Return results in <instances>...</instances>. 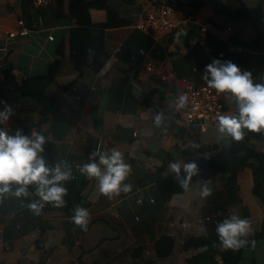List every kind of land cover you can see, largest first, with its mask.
I'll return each instance as SVG.
<instances>
[{
  "label": "crops",
  "instance_id": "obj_1",
  "mask_svg": "<svg viewBox=\"0 0 264 264\" xmlns=\"http://www.w3.org/2000/svg\"><path fill=\"white\" fill-rule=\"evenodd\" d=\"M258 1L205 0L194 14L196 22L154 39L135 26L137 17L133 14L152 10L160 2L136 0L127 5L115 0L121 24L93 27L86 39L92 53L84 73L79 75L64 59L56 79L47 87V95L57 101L64 120L49 117L41 121L42 105L36 97L0 86V99L14 110L0 126L13 133L17 129L25 134L41 132L46 137L43 155L47 162H66L72 169L71 178L59 182L67 188L63 206L44 202L37 215L28 206L40 200L34 183L27 186L28 196H0V224L11 245L10 251L0 254V264H184L183 243L195 234L216 235L217 223L231 212L252 219L259 242L246 250L245 260L264 264V208L252 194V167L237 175L241 204H229L224 195L229 171L197 180L168 201L162 199L157 187L159 180L176 174L169 167L171 162L195 161L198 165L232 140L222 136L212 122L187 125L183 121L174 96L185 80L193 76L205 82L206 65L219 58L231 59L242 70L250 71L254 82H264V51L254 48L256 38L264 41V9L261 17L254 15V21L215 11V5L226 4L231 8L244 5L251 12ZM56 6H38L34 0H0V80L4 70L18 81L47 75L54 61L65 53L67 58L72 55L69 36L79 26L72 17H57ZM183 6L186 11L193 8L187 0ZM106 17V11H92L95 23L105 22ZM20 19L29 33L10 37ZM200 24L208 27L210 44L197 49L194 40ZM140 49H145L147 56L132 58ZM147 59L159 63L168 79L147 71ZM224 101L227 114L238 112L235 99L225 94ZM4 106L0 103V109ZM160 113L162 119L157 124ZM244 131L246 135L248 130ZM99 142L100 150H121L131 165L130 175L122 182L133 185L130 192L109 198L98 192L97 178L80 172V166L98 150ZM94 158L98 160V156ZM204 183L213 189L206 198L198 194ZM17 186L13 184V189ZM78 194L89 202L86 229L68 213ZM138 198L143 202L138 203ZM163 235H173L175 247L171 255L160 260L155 242ZM214 256L221 260L219 253Z\"/></svg>",
  "mask_w": 264,
  "mask_h": 264
},
{
  "label": "clouds",
  "instance_id": "obj_2",
  "mask_svg": "<svg viewBox=\"0 0 264 264\" xmlns=\"http://www.w3.org/2000/svg\"><path fill=\"white\" fill-rule=\"evenodd\" d=\"M204 79L210 88L227 94L228 99H235L238 112L231 114H217V130L222 136L233 140H241L245 129L264 131V82H254L253 75L231 59H213L206 65ZM187 93L176 97L175 108L185 106ZM5 106L0 109V125L8 121L13 114V108L7 101L0 99ZM163 113L156 116V123L161 122ZM45 135L32 130L25 134L22 129L14 133L0 126V196L11 194L16 197L28 196L29 184H35V194L39 201H32L29 207L38 215L44 202H52L60 207L65 203L64 195L67 188L59 183L70 179L71 166L57 162L51 165L47 162L44 152ZM98 156V160L94 157ZM176 173V180L184 190L190 187L191 178L198 172L195 161H175L169 165ZM183 168V175L181 169ZM80 172L88 178H97V189L101 194L111 198L120 192H130L133 185L122 183L131 173V165L124 159L118 148L93 152L88 162L80 166ZM13 184L18 185L13 189ZM213 189L208 183L201 185L198 194L202 197L211 195ZM89 209L77 205L71 219L80 227L87 228L89 223ZM251 218L231 212L229 216L217 223L216 233L219 242L226 249L239 250L249 244L252 233ZM254 243V241H252Z\"/></svg>",
  "mask_w": 264,
  "mask_h": 264
},
{
  "label": "trees",
  "instance_id": "obj_3",
  "mask_svg": "<svg viewBox=\"0 0 264 264\" xmlns=\"http://www.w3.org/2000/svg\"><path fill=\"white\" fill-rule=\"evenodd\" d=\"M59 0L56 6L57 17H72L77 21L79 27L75 28L69 36V51L72 55L67 58L66 53L62 58L54 61L48 70L47 75L36 76L32 78H24L18 81L15 75L9 70L3 71L0 86H5L12 91L22 95L36 97L42 105L41 121L51 118L52 120H64V114L59 108L57 101L47 95V87L56 79L64 59H68L73 67L82 75L92 50L88 49L86 39L90 37L93 27H105L120 25L121 13L117 12L114 4L115 0ZM127 5H134L136 0H120ZM157 2L175 5L178 2L183 4V0H156ZM193 7L191 13L195 14L198 9L205 3V0H187ZM64 9H66L64 11ZM114 9V12H112ZM264 9V0H259L253 7L251 12L242 5L241 7L231 8L226 4L221 6L215 5L217 13H227L231 16L241 18L245 16L247 19L254 21V15L261 17ZM106 11V21L95 23L92 19V11ZM109 19V20H108ZM148 35V34H147ZM210 44V36L208 35V43L205 46H196L197 49L206 47ZM254 48L264 51V41L262 37L254 40ZM137 52H133L131 57ZM94 56V55H92ZM133 58V57H132ZM94 59V58H93ZM197 78V79H196ZM190 79L191 82L203 83L198 77ZM188 80V81H190ZM200 80V81H198ZM204 84V83H203ZM206 84V83H205ZM254 141L264 143V131L248 130L246 135L241 140H231L226 147L216 154H210L209 158L198 164V172L191 178L190 186L197 180L207 179L210 176L229 171L230 177L225 189V197L229 204H241L242 200L239 196L240 187L237 182L238 172L246 167L253 168V186L252 194L260 202L264 208V153L258 150V145ZM256 163V164H255ZM183 175V171H181ZM176 174L161 179L157 183L158 190L164 201H168L174 193L185 192L179 182L176 180ZM72 211L70 215H74L77 205L88 208L89 202L86 198L78 194L69 204ZM245 209V207H243ZM223 214L218 217H222ZM229 216L225 214L224 217ZM258 232L252 231L249 235V244L239 250L226 249L221 246L216 235L195 234L190 236L183 243V250L186 253L184 264H260L256 260L247 262L245 260V252L247 249L258 244ZM254 241V243H252ZM175 247V237L173 235H163L155 242V251L158 259H166L173 252ZM221 255V260H218L214 255ZM133 257H136L134 252Z\"/></svg>",
  "mask_w": 264,
  "mask_h": 264
},
{
  "label": "built area",
  "instance_id": "obj_4",
  "mask_svg": "<svg viewBox=\"0 0 264 264\" xmlns=\"http://www.w3.org/2000/svg\"><path fill=\"white\" fill-rule=\"evenodd\" d=\"M59 0H34L38 6H55ZM183 4H164L157 3L152 10L147 12H134V17H137L135 26L151 36L154 39L171 34L177 27L185 25L189 22H196L197 19L191 11H186ZM29 28L25 25L22 19L19 20L18 26L13 27L10 32V37L17 35H26L29 33ZM209 29L206 25L200 24L194 40L195 46H205L208 43ZM53 39V36H49ZM139 54L147 56L145 49H140ZM137 57V54L132 56ZM146 70L151 73H158L164 79H168V75L161 70V65L152 59H147L145 62ZM181 93H187L188 100L184 107L177 109L181 118L187 125L195 124L199 121H209L217 124V114H227L225 107L224 92H218L214 88H210L207 84L195 83L185 80L184 86L175 94L176 97ZM99 142L98 149L101 147ZM258 150L264 153V143L258 145ZM153 201V199H151ZM138 203L143 200L138 198ZM11 250V245L7 242L4 235L3 225L0 224V254Z\"/></svg>",
  "mask_w": 264,
  "mask_h": 264
},
{
  "label": "rangeland",
  "instance_id": "obj_5",
  "mask_svg": "<svg viewBox=\"0 0 264 264\" xmlns=\"http://www.w3.org/2000/svg\"><path fill=\"white\" fill-rule=\"evenodd\" d=\"M178 3H179V2H178ZM179 4H181V3H179ZM228 20H229V19H228ZM230 23H231V22H230ZM195 78H196V77H195ZM196 79H197V78H196ZM198 79H199V78H198ZM198 81H200V80H198ZM202 82H204V81L202 80ZM205 82H206V81H205ZM205 82H204V83H205ZM206 83H207V82H206Z\"/></svg>",
  "mask_w": 264,
  "mask_h": 264
}]
</instances>
